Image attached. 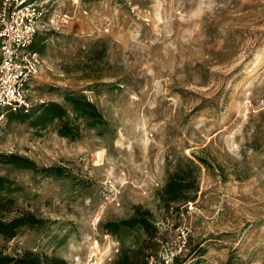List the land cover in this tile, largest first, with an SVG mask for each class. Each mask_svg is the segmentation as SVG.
Masks as SVG:
<instances>
[{"label":"rangeland","instance_id":"374dc122","mask_svg":"<svg viewBox=\"0 0 264 264\" xmlns=\"http://www.w3.org/2000/svg\"><path fill=\"white\" fill-rule=\"evenodd\" d=\"M43 25L30 107L81 92L107 125L73 140L0 109V153L64 171L0 165L18 210L46 222L0 246L113 264L105 224L142 206L158 227L151 264H264V0H48ZM189 161L197 198L167 213L159 193Z\"/></svg>","mask_w":264,"mask_h":264},{"label":"trees","instance_id":"16d2710c","mask_svg":"<svg viewBox=\"0 0 264 264\" xmlns=\"http://www.w3.org/2000/svg\"><path fill=\"white\" fill-rule=\"evenodd\" d=\"M86 2L94 0H83ZM47 37L38 32L31 46L34 52L42 53ZM8 119L29 122L35 130H45L56 124L60 136L77 139L82 129H100L107 125L106 119L95 103L81 92L68 91L63 95V102L49 101L31 106L27 111L12 112L7 110ZM0 165L20 169H30L50 176H63L61 168H39L29 159L15 153H0ZM197 165L193 161L185 167L179 166L168 175L167 181L159 193L162 208L172 212L174 207L194 202L199 191L196 176ZM15 182L8 176L0 174V243L10 242L25 228L36 229L46 225L30 211L18 210L17 202L12 196L17 192ZM107 232L118 235L121 249L113 264H151L150 259L157 256V242H153L158 233L153 213L142 206H135L133 214L126 219L105 224ZM130 233L132 242L126 246L123 235ZM153 243V244H152ZM154 246V251L152 249ZM0 246V264H69L64 258L42 254L33 250H23L18 254L5 251ZM151 250V251H150ZM151 252V254L148 253ZM184 260L175 258V264H184ZM197 264V263H194Z\"/></svg>","mask_w":264,"mask_h":264},{"label":"built area","instance_id":"2783aa9c","mask_svg":"<svg viewBox=\"0 0 264 264\" xmlns=\"http://www.w3.org/2000/svg\"><path fill=\"white\" fill-rule=\"evenodd\" d=\"M48 0H0V109L27 111L28 88L39 73L41 58L31 46L43 28ZM60 21L66 22L64 15ZM178 254L161 256L162 264H175Z\"/></svg>","mask_w":264,"mask_h":264}]
</instances>
